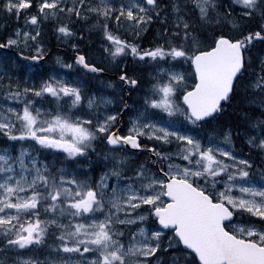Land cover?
<instances>
[{
	"label": "snow or ice",
	"instance_id": "1",
	"mask_svg": "<svg viewBox=\"0 0 264 264\" xmlns=\"http://www.w3.org/2000/svg\"><path fill=\"white\" fill-rule=\"evenodd\" d=\"M0 264H264V0H0Z\"/></svg>",
	"mask_w": 264,
	"mask_h": 264
},
{
	"label": "bare ground",
	"instance_id": "2",
	"mask_svg": "<svg viewBox=\"0 0 264 264\" xmlns=\"http://www.w3.org/2000/svg\"><path fill=\"white\" fill-rule=\"evenodd\" d=\"M57 51V48H56ZM59 54H62L64 56H70L71 55V51L68 50L67 48L64 47H59V51H57ZM52 55H53V51H52Z\"/></svg>",
	"mask_w": 264,
	"mask_h": 264
},
{
	"label": "trees",
	"instance_id": "3",
	"mask_svg": "<svg viewBox=\"0 0 264 264\" xmlns=\"http://www.w3.org/2000/svg\"><path fill=\"white\" fill-rule=\"evenodd\" d=\"M59 47H63V46H59ZM56 48H57V46H56V42H55V40L53 39V42H52V51H53V55L52 56H54V55H56V54H59L57 51H56ZM60 55V54H59ZM49 62V61H48ZM109 92H110V90H109Z\"/></svg>",
	"mask_w": 264,
	"mask_h": 264
},
{
	"label": "rangeland",
	"instance_id": "4",
	"mask_svg": "<svg viewBox=\"0 0 264 264\" xmlns=\"http://www.w3.org/2000/svg\"><path fill=\"white\" fill-rule=\"evenodd\" d=\"M63 47H64V46H63ZM64 48H66V47H64ZM67 49L70 50V48H67ZM70 51H71V50H70ZM56 55H59V54H56ZM56 55H54L53 58H54ZM60 55H62V54H60ZM63 56H64V55H63ZM52 62H53L52 60H49L48 63L51 64Z\"/></svg>",
	"mask_w": 264,
	"mask_h": 264
}]
</instances>
